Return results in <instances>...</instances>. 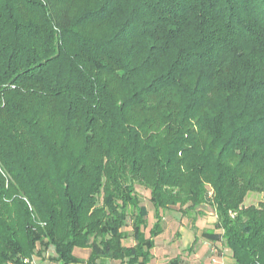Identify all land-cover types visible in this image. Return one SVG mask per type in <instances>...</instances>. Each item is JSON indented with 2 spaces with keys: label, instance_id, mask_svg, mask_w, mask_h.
<instances>
[{
  "label": "trees",
  "instance_id": "16d2710c",
  "mask_svg": "<svg viewBox=\"0 0 264 264\" xmlns=\"http://www.w3.org/2000/svg\"><path fill=\"white\" fill-rule=\"evenodd\" d=\"M205 205L264 264V0H0V264H150Z\"/></svg>",
  "mask_w": 264,
  "mask_h": 264
},
{
  "label": "rangeland",
  "instance_id": "374dc122",
  "mask_svg": "<svg viewBox=\"0 0 264 264\" xmlns=\"http://www.w3.org/2000/svg\"><path fill=\"white\" fill-rule=\"evenodd\" d=\"M136 194L141 200V205L149 210V215L147 218L149 225L145 231L146 235L148 236L149 230L154 223V209L150 202L149 191L139 185H136ZM213 194V190H211L210 197H212ZM262 201L263 195L250 193L244 203V206L247 208L249 206H258ZM201 209L204 213V216L202 218H197L195 222L193 221V218L182 217L177 211L178 209L170 210L164 213L165 230L161 237H159L156 241L158 244V249L156 250L158 257L155 258V264H168L171 260L176 259L178 256L182 258L185 264H216L214 262L219 258L224 259L223 264H231V261L233 260L232 252L226 248L223 242H219V244H211L202 237L204 231L214 230V227L217 223V218L214 210L209 205H205ZM233 216L234 214L232 217ZM198 223L200 224L199 226ZM126 224L127 226L124 231H127L131 234L132 224L130 218L127 220ZM183 229H188L189 232L191 231L194 233V235H198L197 237H199L197 238L198 241L196 243L195 240L193 241L194 238L190 241V244L193 242V246L189 250L185 248V243L183 245L182 242L183 239L181 238V234ZM219 232L221 231H217V233ZM125 243L127 246H131L135 243V241L132 238H128ZM89 253V249L75 250V255L84 260L88 259ZM51 255H53V250H50L48 253H46V257L42 260L35 257L26 261H31V263L29 262L27 264H32V261H35L36 264H55L49 259V256ZM205 261L207 262L205 263ZM110 264L120 263L111 262ZM232 264H234V262Z\"/></svg>",
  "mask_w": 264,
  "mask_h": 264
},
{
  "label": "crops",
  "instance_id": "0c3cea01",
  "mask_svg": "<svg viewBox=\"0 0 264 264\" xmlns=\"http://www.w3.org/2000/svg\"><path fill=\"white\" fill-rule=\"evenodd\" d=\"M200 224L198 223V226H199ZM186 232V233H185ZM196 236V237H195ZM198 235H194V233L193 232H189L188 231V229H183V232H182V234H181V238L183 239V245H184V243H185V248L186 249H190L192 246H193V242H192V244H190V241L193 239V241L195 240H197V238H199V237H197ZM161 237V236H160ZM185 239V240H184ZM157 241V240H156ZM209 242V241H208ZM209 243H211V244H219V243H212V242H209ZM156 248L153 250V252L152 253H154V259L152 260V262L150 263V264H155L154 263V261H155V258L156 257H158L157 255H158V253H156V250L158 249V244L156 243ZM155 251V252H154ZM156 255V256H155ZM111 262H115V261H108L107 262V264H110ZM117 262H119V261H117ZM116 262V263H117ZM207 261H205V263H206ZM223 262H224V259H221V258H219V259H217L214 263H216V264H223ZM120 263V262H119ZM233 263V260L231 261V264Z\"/></svg>",
  "mask_w": 264,
  "mask_h": 264
},
{
  "label": "built area",
  "instance_id": "2783aa9c",
  "mask_svg": "<svg viewBox=\"0 0 264 264\" xmlns=\"http://www.w3.org/2000/svg\"><path fill=\"white\" fill-rule=\"evenodd\" d=\"M30 263H31V261H29ZM28 261H26V263H29ZM32 264H36V262L35 261H32Z\"/></svg>",
  "mask_w": 264,
  "mask_h": 264
}]
</instances>
